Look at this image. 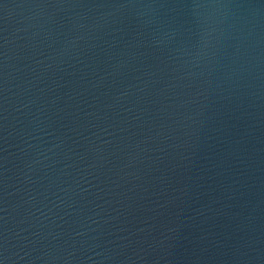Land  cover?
<instances>
[{
    "label": "water",
    "instance_id": "water-1",
    "mask_svg": "<svg viewBox=\"0 0 264 264\" xmlns=\"http://www.w3.org/2000/svg\"><path fill=\"white\" fill-rule=\"evenodd\" d=\"M0 264H264V0H0Z\"/></svg>",
    "mask_w": 264,
    "mask_h": 264
}]
</instances>
